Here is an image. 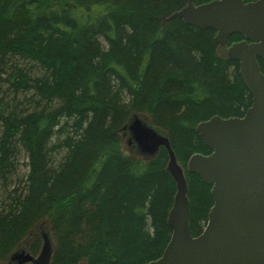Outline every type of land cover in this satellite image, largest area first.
<instances>
[{
	"label": "trees",
	"instance_id": "obj_1",
	"mask_svg": "<svg viewBox=\"0 0 264 264\" xmlns=\"http://www.w3.org/2000/svg\"><path fill=\"white\" fill-rule=\"evenodd\" d=\"M188 1L0 0V264L38 253L43 220L49 264L162 255L176 184L163 146L123 150L120 133L139 112L167 136L184 169L191 234L202 231L211 187L186 163L210 150L195 128L242 116L252 97L213 29L166 21Z\"/></svg>",
	"mask_w": 264,
	"mask_h": 264
},
{
	"label": "water",
	"instance_id": "obj_2",
	"mask_svg": "<svg viewBox=\"0 0 264 264\" xmlns=\"http://www.w3.org/2000/svg\"><path fill=\"white\" fill-rule=\"evenodd\" d=\"M173 17L215 31L214 41L226 48V57L239 62V76L252 98L242 116H213L195 128L210 153L191 155L186 170L211 187L213 199L206 224L196 236L190 230L184 169L167 136L132 125L145 151L166 149V168L176 184L167 214L170 238L162 255L144 264H264V75L257 61L264 59V0H211L199 5L189 0L166 21ZM232 34L242 39L229 44ZM41 241L36 255L16 251L9 260L49 264L53 246L44 232Z\"/></svg>",
	"mask_w": 264,
	"mask_h": 264
},
{
	"label": "rangeland",
	"instance_id": "obj_3",
	"mask_svg": "<svg viewBox=\"0 0 264 264\" xmlns=\"http://www.w3.org/2000/svg\"><path fill=\"white\" fill-rule=\"evenodd\" d=\"M219 48L221 49V51L226 52V48H223V47H219ZM135 123H138L140 126L146 128L147 130H149L151 133L155 135L165 136L162 130L154 127L150 123L149 117L147 114L143 112L133 113L127 120L126 125L123 127V130L120 133V143H121L123 150L126 152H131L132 150L135 149L143 155H152L153 153H155L156 149L151 150V151H145L143 147H141V145L136 141L134 132L132 130V125H134ZM43 232L47 234L53 246V239H52L49 226L46 220H43L36 226L33 235L35 234L41 238V234Z\"/></svg>",
	"mask_w": 264,
	"mask_h": 264
}]
</instances>
